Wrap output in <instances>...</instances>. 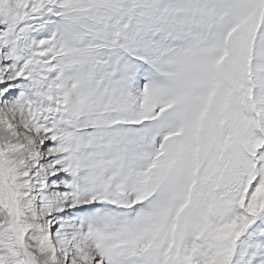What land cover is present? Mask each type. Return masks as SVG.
<instances>
[{"label":"snow or ice","instance_id":"snow-or-ice-1","mask_svg":"<svg viewBox=\"0 0 264 264\" xmlns=\"http://www.w3.org/2000/svg\"><path fill=\"white\" fill-rule=\"evenodd\" d=\"M0 264H264V0H0Z\"/></svg>","mask_w":264,"mask_h":264}]
</instances>
